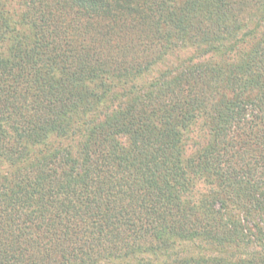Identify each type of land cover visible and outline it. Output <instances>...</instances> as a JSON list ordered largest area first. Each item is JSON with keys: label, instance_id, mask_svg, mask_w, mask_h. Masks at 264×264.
Returning <instances> with one entry per match:
<instances>
[{"label": "trees", "instance_id": "1", "mask_svg": "<svg viewBox=\"0 0 264 264\" xmlns=\"http://www.w3.org/2000/svg\"><path fill=\"white\" fill-rule=\"evenodd\" d=\"M5 1L0 264H264V0Z\"/></svg>", "mask_w": 264, "mask_h": 264}, {"label": "rangeland", "instance_id": "2", "mask_svg": "<svg viewBox=\"0 0 264 264\" xmlns=\"http://www.w3.org/2000/svg\"><path fill=\"white\" fill-rule=\"evenodd\" d=\"M4 6V10L9 11V15L11 16V18L13 20H17L18 17L21 14L22 11V6L19 3V0H6L4 4H2ZM169 61L164 62L161 65H157L150 73H148L144 79L152 76L156 71H160L162 70L163 67H165V65L168 63Z\"/></svg>", "mask_w": 264, "mask_h": 264}]
</instances>
